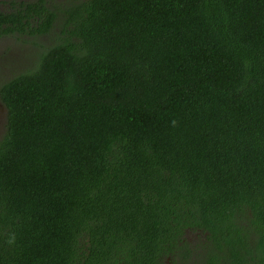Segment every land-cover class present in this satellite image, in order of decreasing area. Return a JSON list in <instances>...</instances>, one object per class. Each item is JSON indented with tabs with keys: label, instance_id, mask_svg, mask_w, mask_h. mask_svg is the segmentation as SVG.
<instances>
[{
	"label": "trees",
	"instance_id": "trees-1",
	"mask_svg": "<svg viewBox=\"0 0 264 264\" xmlns=\"http://www.w3.org/2000/svg\"><path fill=\"white\" fill-rule=\"evenodd\" d=\"M9 2L0 264H264V0Z\"/></svg>",
	"mask_w": 264,
	"mask_h": 264
},
{
	"label": "rangeland",
	"instance_id": "rangeland-1",
	"mask_svg": "<svg viewBox=\"0 0 264 264\" xmlns=\"http://www.w3.org/2000/svg\"><path fill=\"white\" fill-rule=\"evenodd\" d=\"M12 0H0V9L9 10ZM17 1V0H13ZM51 44L53 37L49 34L36 37L27 35H0V84L27 67H31L38 46ZM6 109L0 102V138L5 129ZM189 239H195V234L187 235Z\"/></svg>",
	"mask_w": 264,
	"mask_h": 264
}]
</instances>
